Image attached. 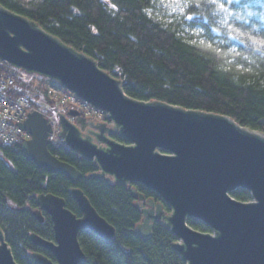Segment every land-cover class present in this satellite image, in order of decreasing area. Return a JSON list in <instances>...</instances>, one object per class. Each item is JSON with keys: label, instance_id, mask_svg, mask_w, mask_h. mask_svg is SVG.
Wrapping results in <instances>:
<instances>
[{"label": "trees", "instance_id": "obj_1", "mask_svg": "<svg viewBox=\"0 0 264 264\" xmlns=\"http://www.w3.org/2000/svg\"><path fill=\"white\" fill-rule=\"evenodd\" d=\"M224 2L227 12L217 11L207 0L190 8L183 0H0V6L93 59L133 100L226 116L264 134V47L252 39L264 37V0ZM188 14L194 19H187ZM4 76L16 74L0 62V77ZM113 139L126 144L119 136ZM48 151L79 171L81 178L72 184L62 174L38 168L20 143L0 144V231L17 264H37L33 253L53 260L28 239L32 233L53 239L49 216L42 213V223L33 217L36 198L59 197L79 217L73 188L115 229L107 242L90 232L80 233L85 255L81 264H186L174 250L177 239L165 224L155 223L146 239L136 230L142 214L131 189L146 199H158L155 193L140 184L91 176L99 172L96 162L60 141ZM231 197L251 201L246 190L238 189ZM187 224L211 232L198 220L188 219Z\"/></svg>", "mask_w": 264, "mask_h": 264}, {"label": "water", "instance_id": "obj_2", "mask_svg": "<svg viewBox=\"0 0 264 264\" xmlns=\"http://www.w3.org/2000/svg\"><path fill=\"white\" fill-rule=\"evenodd\" d=\"M0 62L49 78L108 115L114 133L126 144L104 136L112 134L111 130H98L103 135L99 142L105 147L98 146L71 122L70 118L80 116L74 111L67 117L59 115L58 139L75 154L96 162L99 172L91 176L140 184L160 198L161 203L149 200L148 208L141 209L142 220L136 226L141 238H148L153 225L162 223L175 235L173 248L186 264H264L263 133L241 127L226 116L161 101L133 100L123 92L122 83L93 59L2 6ZM20 127L29 135L21 144L22 150L38 168L62 174L72 184L81 178L74 167L49 153L51 130L41 113L31 112ZM238 189L248 191L251 201L233 199L231 194ZM70 193L79 217L59 197L46 194L36 198L33 217L42 223V213L47 214L53 229L52 241L34 233L28 237L33 246L53 258L33 253L37 264H81L85 258L78 241L81 232H90L105 242L115 236V229L96 213L79 189ZM131 194L145 202L134 189ZM163 205L170 209L169 215H165ZM188 219L205 224L212 235L194 230ZM0 264H17L1 231Z\"/></svg>", "mask_w": 264, "mask_h": 264}, {"label": "built area", "instance_id": "obj_3", "mask_svg": "<svg viewBox=\"0 0 264 264\" xmlns=\"http://www.w3.org/2000/svg\"><path fill=\"white\" fill-rule=\"evenodd\" d=\"M11 69L16 74L15 78L13 76L0 77V144L12 146L29 140V135L22 130L20 125L33 111L41 113L50 126L51 132L47 137L48 145H54L59 141V112L46 104L44 96L36 101L28 94L15 90L17 86L23 88L38 81L47 83L49 100L64 108L65 114L75 111L86 119H94L89 121H98V123L106 124L109 127L113 126L107 114L91 108L87 103L79 100L56 83V86L51 85L50 83L53 81L49 78L12 67Z\"/></svg>", "mask_w": 264, "mask_h": 264}, {"label": "flooded vegetation", "instance_id": "obj_4", "mask_svg": "<svg viewBox=\"0 0 264 264\" xmlns=\"http://www.w3.org/2000/svg\"><path fill=\"white\" fill-rule=\"evenodd\" d=\"M74 120H76V123H77V126L79 127V128H81L80 130H81V132L83 133V134H85L86 136H89V137H91V139L93 140V142L94 143H96L98 146H102V147H105L104 145H101V143L99 142V138H103V135H102V133H99L98 132V130H111L112 131V134H106V135H104V136H106L107 138H109V139H112V140H114L113 139V137L114 136H118L117 135V133H114V127H109V126H107L106 124H102V123H98V122H90L89 124H91V125H88L87 123H86V121L83 119V117H77V118H74V119H72V122L74 121ZM88 125V126H87ZM104 125V126H103ZM91 126V127H90ZM84 127H88V129L87 130H85V131H82V128H83V130H84ZM89 132H94V133H96V136H93V135H89L88 133ZM132 189H134V188H132ZM135 190V189H134ZM137 193V192H136ZM137 198V197H136ZM145 198V197H144ZM149 200H153L154 201V203L155 204H157V203H161V200H160V198L158 197V199H155V198H150V199H146L145 198V202H143V203H141L139 200H138V198H137V201H136V205H137V207L140 209V211H141V209H143V208H148L147 207V205H146V203H147V201H149ZM168 209V211H167V209ZM163 210L165 211V215H169L170 214V209L166 206V205H163Z\"/></svg>", "mask_w": 264, "mask_h": 264}, {"label": "rangeland", "instance_id": "obj_5", "mask_svg": "<svg viewBox=\"0 0 264 264\" xmlns=\"http://www.w3.org/2000/svg\"><path fill=\"white\" fill-rule=\"evenodd\" d=\"M21 1H26V0H21ZM15 90H18V92H21V93H26V94H28L31 98H33V99H35L36 101H38V99H40L42 96H44V100H45V102H46V104L47 105H49V107L50 108H52V109H55V110H57L58 112H59V115H66L65 113H64V108H62V107H60V106H58L56 103H53L52 101H50L49 100V98H48V96H49V90H48V85H47V83H44V82H42V81H38V82H34V83H32L31 85H28V86H26V87H16V89ZM81 117H83L82 115H81ZM83 119L86 121V123L89 125V123L91 122V121H89V120H94L93 118H91V119H86V118H84L83 117ZM72 121V120H71ZM93 122H96V121H93ZM98 122V121H97ZM76 127H78L77 126V123H76V120H74L73 122H72ZM87 125V126H88ZM78 129L80 130L81 128H79L78 127ZM88 129V127H84V130H83V128H82V131H85V130H87ZM81 131V130H80ZM34 212V211H33ZM199 231V230H198ZM199 232H201V233H207V232H202V231H199ZM208 234H211L212 235V233L210 232V233H208Z\"/></svg>", "mask_w": 264, "mask_h": 264}, {"label": "snow or ice", "instance_id": "obj_6", "mask_svg": "<svg viewBox=\"0 0 264 264\" xmlns=\"http://www.w3.org/2000/svg\"><path fill=\"white\" fill-rule=\"evenodd\" d=\"M183 2H184L185 8L199 7L200 6V0H195V3H193V0H183ZM227 2L229 4H231V3H233V0H227ZM237 2H238V0H237ZM207 3L211 6H214L217 11H223V12L228 11V8H227L224 0H207ZM181 11L183 12L184 9H181ZM186 18L189 20L194 19L193 15H191V14H188ZM252 39H253V43L259 44L261 47H264V37L252 38ZM201 43H203V42H201ZM206 46L209 48L212 47L210 44L206 45ZM233 51H235V50H233Z\"/></svg>", "mask_w": 264, "mask_h": 264}, {"label": "bare ground", "instance_id": "obj_7", "mask_svg": "<svg viewBox=\"0 0 264 264\" xmlns=\"http://www.w3.org/2000/svg\"><path fill=\"white\" fill-rule=\"evenodd\" d=\"M177 242V241H176Z\"/></svg>", "mask_w": 264, "mask_h": 264}]
</instances>
